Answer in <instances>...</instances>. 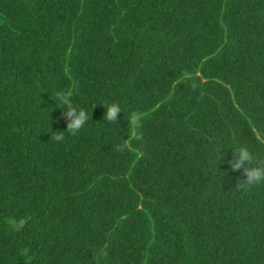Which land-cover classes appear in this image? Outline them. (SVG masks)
Segmentation results:
<instances>
[{
	"label": "trees",
	"instance_id": "1",
	"mask_svg": "<svg viewBox=\"0 0 264 264\" xmlns=\"http://www.w3.org/2000/svg\"><path fill=\"white\" fill-rule=\"evenodd\" d=\"M262 141L264 0H0V264H264Z\"/></svg>",
	"mask_w": 264,
	"mask_h": 264
},
{
	"label": "clouds",
	"instance_id": "2",
	"mask_svg": "<svg viewBox=\"0 0 264 264\" xmlns=\"http://www.w3.org/2000/svg\"><path fill=\"white\" fill-rule=\"evenodd\" d=\"M53 100L56 102L58 108L62 107L64 109L62 115H64L68 121L66 128L68 134L75 136L87 126L90 120L88 111L84 108L75 106L71 102L69 96L63 93H58ZM102 105L105 108L103 122L116 123L118 114L122 112L120 105L117 103H106ZM133 124L136 127H139V121L135 118V115H133ZM61 133L62 132H59L55 135L57 141H62L64 139V136ZM134 137L136 139L140 138L135 133ZM257 139L260 140V137H257ZM222 150V148L218 149V152L222 155L216 161V164L223 159ZM232 151L234 158L229 161V167L233 171L242 170L245 176V179L240 182L239 187L241 189H247L254 186L264 185V164L256 162V158L249 148L246 145H240L236 147L235 150L232 149Z\"/></svg>",
	"mask_w": 264,
	"mask_h": 264
}]
</instances>
